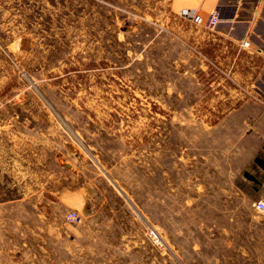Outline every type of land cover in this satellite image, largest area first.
Here are the masks:
<instances>
[{"label": "rangeland", "instance_id": "374dc122", "mask_svg": "<svg viewBox=\"0 0 264 264\" xmlns=\"http://www.w3.org/2000/svg\"><path fill=\"white\" fill-rule=\"evenodd\" d=\"M182 9L0 0V264H264V83L222 115Z\"/></svg>", "mask_w": 264, "mask_h": 264}, {"label": "crops", "instance_id": "0c3cea01", "mask_svg": "<svg viewBox=\"0 0 264 264\" xmlns=\"http://www.w3.org/2000/svg\"><path fill=\"white\" fill-rule=\"evenodd\" d=\"M177 4L181 8L195 6L204 18H209L214 10L219 11L221 20L216 26L209 28L183 21L178 34L201 55L205 54L210 64L200 60V67L213 69V83L222 82V115L242 112L247 101L235 84L264 83V0H177ZM246 40L250 46H241ZM68 199L71 193L67 194V206L72 201Z\"/></svg>", "mask_w": 264, "mask_h": 264}, {"label": "built area", "instance_id": "2783aa9c", "mask_svg": "<svg viewBox=\"0 0 264 264\" xmlns=\"http://www.w3.org/2000/svg\"><path fill=\"white\" fill-rule=\"evenodd\" d=\"M179 14L184 19L189 20L196 25L207 26L209 28L216 26L221 20L220 19V13L218 10H214L211 13L209 18H204L201 14L198 13L196 8H190V7L183 8L179 12ZM241 46L249 47L250 46L249 40L243 41L241 43ZM222 73L224 74V72H222ZM249 98L256 103L264 105V100L261 97H259L258 95L256 96L255 93H250ZM254 206H255L257 211H259L260 213H264V201H259V202L255 203ZM65 219H66L67 223H69L71 225L77 224L78 222L81 221V217H80L79 213H77L75 211L68 213L66 215ZM151 236L153 239L158 240L154 231H151Z\"/></svg>", "mask_w": 264, "mask_h": 264}, {"label": "trees", "instance_id": "16d2710c", "mask_svg": "<svg viewBox=\"0 0 264 264\" xmlns=\"http://www.w3.org/2000/svg\"><path fill=\"white\" fill-rule=\"evenodd\" d=\"M263 148H264V145H263ZM256 162H257V159H256ZM260 161L258 160V164H261L262 165V168L264 169V164L261 162V163H259Z\"/></svg>", "mask_w": 264, "mask_h": 264}, {"label": "bare ground", "instance_id": "6f19581e", "mask_svg": "<svg viewBox=\"0 0 264 264\" xmlns=\"http://www.w3.org/2000/svg\"><path fill=\"white\" fill-rule=\"evenodd\" d=\"M154 233H155V232H154ZM155 235L157 236V239H158V240H161V238H159V236H158L156 233H155Z\"/></svg>", "mask_w": 264, "mask_h": 264}]
</instances>
